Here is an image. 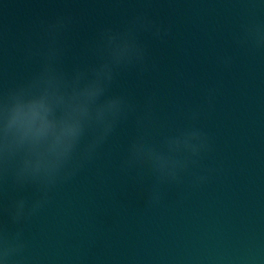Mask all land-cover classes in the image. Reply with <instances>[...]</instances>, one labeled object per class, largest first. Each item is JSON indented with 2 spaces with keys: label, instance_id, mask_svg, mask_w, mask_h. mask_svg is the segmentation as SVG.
Returning a JSON list of instances; mask_svg holds the SVG:
<instances>
[{
  "label": "water",
  "instance_id": "95a60500",
  "mask_svg": "<svg viewBox=\"0 0 264 264\" xmlns=\"http://www.w3.org/2000/svg\"><path fill=\"white\" fill-rule=\"evenodd\" d=\"M101 44L113 79L100 100L130 108L50 187L54 134L11 122L43 101L58 132L67 85ZM193 130L206 146L175 177L149 147L128 165L137 142L159 151ZM6 239L23 244L10 264H264V0H0Z\"/></svg>",
  "mask_w": 264,
  "mask_h": 264
},
{
  "label": "clouds",
  "instance_id": "9594fccd",
  "mask_svg": "<svg viewBox=\"0 0 264 264\" xmlns=\"http://www.w3.org/2000/svg\"><path fill=\"white\" fill-rule=\"evenodd\" d=\"M96 51L101 62L84 70L77 69L74 79L67 85L71 87L72 93L58 132L55 131V125L47 119L50 107L43 101L32 104L27 112L18 109L11 122L23 127L25 135H30L36 140L50 132L54 134V161L48 165L50 187L60 179L70 178L85 161L92 159L97 148L105 142L119 119L130 108L122 96L100 100L113 79V67L102 44L97 46ZM51 55H58L56 47L51 49ZM193 141L198 143L194 144ZM205 141L206 138L195 130L182 132L175 137H166L159 151L151 144L139 141L131 149L128 165L139 163L143 150L149 147L151 156L162 166L168 165L171 175L175 177L177 167L186 168L190 160L195 163L192 158L198 156L205 148ZM164 149L170 154L167 157L163 154ZM179 156H183V160L179 159ZM43 202L38 201L32 211L39 208ZM22 248L23 244L18 242L13 247L6 239L0 249V260H3L4 264H10L11 255Z\"/></svg>",
  "mask_w": 264,
  "mask_h": 264
}]
</instances>
